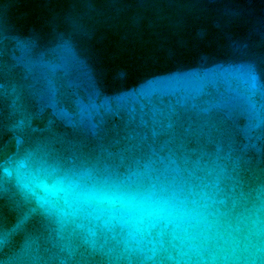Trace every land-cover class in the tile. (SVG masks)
Listing matches in <instances>:
<instances>
[{
	"label": "water",
	"instance_id": "1",
	"mask_svg": "<svg viewBox=\"0 0 264 264\" xmlns=\"http://www.w3.org/2000/svg\"><path fill=\"white\" fill-rule=\"evenodd\" d=\"M0 264H264V0H0Z\"/></svg>",
	"mask_w": 264,
	"mask_h": 264
}]
</instances>
